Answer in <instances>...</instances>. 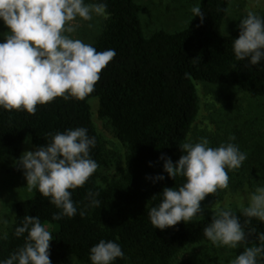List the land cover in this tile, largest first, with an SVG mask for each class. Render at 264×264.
<instances>
[{
    "label": "trees",
    "instance_id": "trees-1",
    "mask_svg": "<svg viewBox=\"0 0 264 264\" xmlns=\"http://www.w3.org/2000/svg\"><path fill=\"white\" fill-rule=\"evenodd\" d=\"M93 2L97 0H85ZM103 2L107 16L92 46L97 51L115 49L116 55L101 71L94 91L84 99L57 97L37 105L35 114L0 109V147H16L28 135L33 146H39L47 142L49 132L84 127L95 137L90 155L99 167L82 187L71 190L78 208L73 217L52 220L59 210L38 192L17 201L8 239L0 241V259L23 245V236L17 238L14 229L30 215L52 225V264H90L89 249L101 239L118 243L124 252L125 258H117L114 264H171L183 249L206 239L203 230L213 216L181 221L164 230L153 228L148 217V210L159 204L162 189L182 183V178L173 180L163 172L159 157L178 160L175 151L199 111L195 82L222 84L252 98L264 97V61L254 66L237 61L231 45L238 37V27L229 34L221 32L232 0H199L205 13L203 23L193 17L181 30L159 29L149 36L144 34L136 0ZM92 98L98 100V117L111 126L125 147L122 175L103 185L98 176L105 151L92 118ZM160 174L165 177L162 181L148 178ZM233 175L240 173L228 172L229 178ZM89 192L99 193V206H88ZM81 208L84 216L79 215ZM232 211L245 228L248 246H264L259 238L264 222L251 218L245 224L249 218L240 210ZM258 264H264V256L258 257Z\"/></svg>",
    "mask_w": 264,
    "mask_h": 264
},
{
    "label": "clouds",
    "instance_id": "clouds-1",
    "mask_svg": "<svg viewBox=\"0 0 264 264\" xmlns=\"http://www.w3.org/2000/svg\"><path fill=\"white\" fill-rule=\"evenodd\" d=\"M192 18L203 23L205 13L199 6L191 8ZM107 4L103 0L85 3V0H0V21L7 28L0 42V109L35 114L37 105L53 101L84 99L95 89L101 71L115 57V49L97 51L90 43L75 38L74 34L94 17H106ZM238 37L232 41V52L237 61L257 65L264 61V16L253 10L239 20ZM91 27V24H88ZM45 144L24 151L15 164L22 170L29 193L38 192L59 211L52 220L73 217L78 208L72 191L82 187L98 169L91 158L95 137L84 127L63 132L47 133ZM29 138H26V141ZM235 136L211 147L210 141L188 138L179 144L182 155L175 163L163 154V172L173 180L182 178L178 187H164L160 202L148 210L153 228L164 230L179 222H191L203 209L201 201L208 194L229 186L228 172L242 166L247 153L234 143ZM162 181L164 175L148 177ZM99 193L89 192V207H97ZM247 205H240L244 217L264 222V185H258L247 194ZM0 203H3L0 201ZM84 216L85 210L79 209ZM8 221L0 215V241L8 239L4 230ZM14 235L24 243L0 264H52L49 258L51 232L39 216L26 215ZM203 236L214 247L243 248L228 264H258L264 256V246H248L246 232L239 217L231 208L213 215ZM264 240V234L259 237ZM125 258L120 245L112 240H99L89 249L90 264H114Z\"/></svg>",
    "mask_w": 264,
    "mask_h": 264
},
{
    "label": "rangeland",
    "instance_id": "rangeland-1",
    "mask_svg": "<svg viewBox=\"0 0 264 264\" xmlns=\"http://www.w3.org/2000/svg\"><path fill=\"white\" fill-rule=\"evenodd\" d=\"M141 6V20L144 34L163 29L175 32L184 28L192 18L191 8L199 5V0H136ZM253 10L259 15L264 13V0H232L222 22L221 32L231 33L239 20ZM106 17H94L92 21L82 22V27L74 34L75 38L92 44L101 31ZM91 24V27H88ZM7 28L0 21V34ZM0 42L3 36L0 35ZM199 99V111L183 142L191 138L194 142L205 137L211 147L227 141L230 135L235 136L234 143L241 151L247 153V159L236 170L240 175L229 178L226 189H218L201 201L203 212L193 219L217 214L220 210L231 208L240 210V205H247V194L258 185H264V97L252 98L247 93L222 84L195 82ZM92 118L104 144L105 163L99 170L98 182L103 185L107 180L122 175L125 164V147L115 136L111 126L100 119L97 114L98 100H90ZM16 147H0V215L8 221L4 230L12 223L14 204L31 196L26 188L22 170L15 164L18 157L26 150H34L28 135ZM182 142V143H183ZM182 151L178 146L175 158L179 159ZM242 180L239 184L238 181ZM52 230V225H46ZM243 248L229 249L214 247L211 242L203 241L183 249L171 264H228V261L241 254ZM77 262V261H76ZM78 264V263H76Z\"/></svg>",
    "mask_w": 264,
    "mask_h": 264
}]
</instances>
